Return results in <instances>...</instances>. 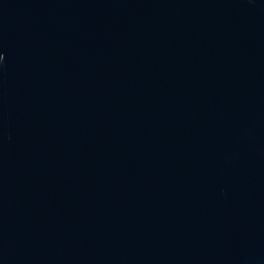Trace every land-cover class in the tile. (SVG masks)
Instances as JSON below:
<instances>
[{"label":"water","instance_id":"1","mask_svg":"<svg viewBox=\"0 0 264 264\" xmlns=\"http://www.w3.org/2000/svg\"><path fill=\"white\" fill-rule=\"evenodd\" d=\"M0 264H264V0H0Z\"/></svg>","mask_w":264,"mask_h":264},{"label":"clouds","instance_id":"2","mask_svg":"<svg viewBox=\"0 0 264 264\" xmlns=\"http://www.w3.org/2000/svg\"><path fill=\"white\" fill-rule=\"evenodd\" d=\"M3 57L2 56H0V59H2Z\"/></svg>","mask_w":264,"mask_h":264}]
</instances>
